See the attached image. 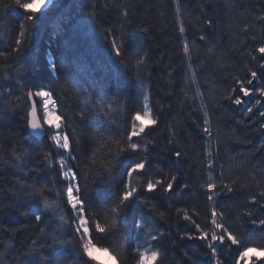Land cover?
Returning <instances> with one entry per match:
<instances>
[{
    "label": "trees",
    "instance_id": "1",
    "mask_svg": "<svg viewBox=\"0 0 264 264\" xmlns=\"http://www.w3.org/2000/svg\"><path fill=\"white\" fill-rule=\"evenodd\" d=\"M180 8L186 28L183 37L174 0H52L47 9L36 12L35 24L26 20L27 13L14 0H0V51L8 53L7 60L0 57V264H30L37 254L43 259L51 249L41 247L39 241L47 239L51 244L53 238L63 242L56 247L63 249L64 264H100L81 259L72 228L53 216L57 212L42 215L41 209L36 214L42 220L37 223L29 211H36L43 198L57 200L56 193H63L61 159L77 172L87 208L96 214L93 219L116 220L109 234L94 233L93 239L97 248L118 254L120 264H137V249L159 250V264H210L211 251L205 242L180 238L188 230L195 233L192 224L183 220L181 208L198 213L193 218L210 231L215 205L224 213L223 222L230 231L244 239V247L264 250V232L251 225L247 216L252 212L254 217H264L260 207L264 200L256 205L249 200L264 191V128L260 127L264 117L259 115L264 112V96L257 91L264 88V79L254 82L250 97L239 93L237 83L250 78L249 69L264 73L259 68L264 60L255 52L264 44V20L260 19L264 0H180ZM208 19L213 21L212 28L206 24ZM21 23L26 34L16 52ZM200 35L206 39L201 41ZM113 38L122 44L120 57L110 54ZM185 42L188 55L183 52ZM26 75L24 83L31 82L29 86L52 88L75 161L68 160L66 153L61 156L63 150L47 135L53 130L46 126L45 136L39 139L25 127L27 109L17 101L24 94L17 81ZM230 95H241L245 102L237 106L228 99ZM145 105L158 123L149 126L147 135L134 138L141 148L132 155H147L149 160L147 176L140 174L134 183L159 179L179 168V183L188 188L174 186L167 195L160 190L141 192L131 209L113 217L110 209L126 179L121 175L126 154H117L118 145L125 139L131 117L143 112ZM205 112L211 138L202 131ZM174 150L184 153L178 165L172 164ZM208 151L214 154V171L207 168ZM49 152L51 166L45 159ZM22 153V160H16L15 155ZM109 167L111 173L106 170ZM209 174L221 193L215 201L207 200L203 187L210 182ZM222 182L233 186L234 192L225 194L219 187ZM21 184L33 185L34 194H27L33 189L22 191ZM58 203L70 224V212L62 200ZM133 211L143 216L147 227L132 229L125 242L126 218ZM150 234H157L158 240L152 241ZM32 240L38 244L30 252ZM217 245L223 264H235L238 246ZM240 264H264V258Z\"/></svg>",
    "mask_w": 264,
    "mask_h": 264
},
{
    "label": "snow or ice",
    "instance_id": "2",
    "mask_svg": "<svg viewBox=\"0 0 264 264\" xmlns=\"http://www.w3.org/2000/svg\"><path fill=\"white\" fill-rule=\"evenodd\" d=\"M14 2L18 9L23 10V13H27L26 20L35 24V21L39 19V17L36 16V12L39 11V9L35 7V0H27V2H25V0H14ZM51 3L52 0H42L40 4V9L47 8L48 5H50ZM174 3L176 5V14L179 23V33L181 37H183L186 32V28L183 20L180 19V16L182 15L180 8V0H174ZM127 15L128 13L127 11H125L123 13V16L127 17ZM260 19L264 20V16H261ZM206 24L209 28L213 27V21L211 19L206 20ZM247 30L248 26L245 25L243 31L246 32ZM25 34V25L24 23H21L19 25L18 38L15 42L16 47L14 51H20V45L23 42ZM252 38L255 39L254 36ZM199 39L201 41H204L206 37L204 35H200ZM121 49L122 44H118L116 39L113 38L111 41L110 54L114 53L116 57H120L123 55ZM209 51L211 52L212 49H209ZM183 52L185 53V55H188L190 52L189 45L187 42L183 44ZM255 52H258L260 54V59L264 60V44H261L259 47H257L255 49ZM0 57H4L5 60H7L8 53L0 51ZM22 59H31V57H25ZM256 59L257 57L253 55L252 60ZM190 60L191 57L189 56V61ZM49 63L51 70L55 72V62L52 61ZM259 68L264 69V63H260ZM30 74L31 73L28 72V75ZM249 76L250 78H248L246 81L239 79L237 80V83L239 84V93H241L243 97H250L254 91V82H258L260 79H264V73L258 75V72L253 69H249ZM9 78L10 77H8L7 75L5 76V80ZM27 78L28 76L26 75L25 77H21V79L17 81V84L19 85L20 89L24 92L22 96L17 97V101L21 105H23L24 108L27 109L26 114L24 116L25 127L31 129L32 134L34 136L39 137L45 135L46 126L48 129L54 130L48 132L47 135L59 149L63 150L61 156L66 153L68 160L75 161L76 156L72 154V141L68 132L63 130L65 125V118L57 114L58 104L57 99L53 95L52 88L45 84H32L31 86H29V83L31 82L24 83ZM194 78L195 72H193V80ZM247 85H253V87L250 88ZM257 91L259 92L260 96H264V88H259ZM232 92L235 93L236 89L233 88ZM8 94L11 95V91H9ZM89 95H92V93H90ZM228 99L232 100V103L237 106L245 102L241 98V95H236L234 98L230 95ZM97 103L100 102L97 101ZM38 104L41 105L40 108H38ZM256 104H260V100H256ZM101 107L104 106L101 105ZM107 108L109 111H111L112 105H107ZM252 111L253 109L251 107L247 109V112L249 114L252 113ZM38 112H42V116L38 115ZM204 115L205 119L203 121L204 127L202 128V131L208 137L211 138L213 132L211 127L209 126L210 122L207 118V112H205ZM259 115L261 117H264V112H260ZM80 117L82 120L85 119L83 113H80ZM145 120H147V123H145ZM157 123V119L154 118L152 112L148 110V106L145 105V110L143 112H136L131 117L130 126L125 129V139L119 143L117 154H126L125 160L121 162L123 167V173L121 175L124 176L126 179L124 180L123 188L120 191L116 202L110 209V213L113 217H118L121 213L131 209L133 202L137 199L138 195L141 192L154 193L160 190L163 194L167 195L173 192L174 186L176 188H188L187 184L181 185L179 183V177L182 175L179 168H177L175 172L169 170L168 173L162 175V177L159 179L152 177L146 178L144 183L142 184L138 185L134 183V179L140 174H145V176H147V170L149 166V160L147 155H144L143 157L132 155L135 153H139L141 148L140 144L134 138H141L144 135H147L146 130L149 128V126H155ZM260 127L264 128V124H261ZM173 135L175 134L173 133ZM169 143H172V141L169 140ZM172 155L175 157V160L172 161V164L178 165L180 160L184 156V153L179 150H174ZM213 155L214 154L212 151L207 152V168L209 170L214 171L215 161L213 159ZM22 156L23 153L21 155H15V159L18 161L22 160ZM51 156L52 153L50 152L45 155V159L48 160L50 166L52 164V161L50 159ZM65 168V160L61 159L59 161V171L62 176V183H64L65 185L63 193H56L57 200L49 201L47 198H43L42 204H36V211L32 212L31 209L29 211L33 215L34 220L39 223L42 220V215H48L49 211L55 212V209L59 207L58 201L62 200L67 210L71 214V223L69 224V219L66 218L64 214L59 215L58 218L63 224L68 225L72 228L74 236L79 245L81 259L86 257L88 260L95 261L96 257L93 254L94 250L108 252L111 255L107 247L97 249V245L94 243L93 234H109L111 228L115 226L116 220L113 219L110 223H102L98 217L93 219L96 214L89 212L87 208L85 195L83 193V189L81 188L80 178L77 172L74 171L71 166H68L67 170H65ZM106 170L108 173H111L113 171V168L109 167ZM159 172L164 173V169L160 168ZM220 176H223V171H221ZM208 181L210 182L206 183L203 186L207 193V200L215 201V198L221 193L217 191L218 185L215 182H212L213 176L211 174H209L208 176ZM232 183L235 184L236 181H233ZM219 187H221L225 191V194H231L234 192V187L229 186V184L227 183L222 182ZM25 189H33V192H28L27 194H34L33 185L21 184V190L23 191ZM249 200L252 205H256L258 203V200H264V191H260L258 194L251 195ZM141 202L143 203V201ZM260 207L264 209V204H260ZM41 209H43L42 215L36 214L37 212H41ZM61 211L63 212V209ZM178 211L182 214L183 220L188 221L195 228V233H193L191 230H188L186 231L185 235L181 236L180 238L205 242L207 248L211 251L212 260L210 264H223V261L218 257L217 242H219V245L227 244V247L229 248H231L232 246H238L237 250L239 254L236 258L235 264H240L241 261L248 259L249 252H254L257 250L256 248L252 247H244V239L230 231L229 227L223 222L224 213L218 212L215 205L211 209L210 231L205 230V228L202 227L199 223H197L196 220L193 218V215H198V213H192L189 210L183 208L179 209ZM28 214L29 212L20 213V215L22 216H27ZM161 216H163V213H161ZM247 216L249 217V223L251 225L264 232V217H254L252 212H248ZM126 220L127 223L124 226V231L127 234L123 236L125 242H127L131 238L132 229L142 231L145 227H147L146 221L144 220L143 216L138 212L133 211L131 217L126 218ZM40 231L43 233L44 230L40 229ZM150 238L152 241H156L158 240V235L150 234ZM60 243L63 242L58 241L56 238L52 239L51 244L47 243V239L40 240V246H47L51 249V251L47 253L43 257V259H41L39 257V254H37L33 258V260L30 261V264H64V258L62 257L63 249H59L56 247V245ZM37 244V240H32L29 251L33 252ZM239 247H243V250L239 251ZM137 252L139 257L137 264H159L161 258V252L159 250L149 252L147 250L140 251L139 249H137ZM185 255H187V253H185ZM112 259L116 261L117 264H120V261L118 260V254L112 255ZM85 264H87V261H85Z\"/></svg>",
    "mask_w": 264,
    "mask_h": 264
},
{
    "label": "rangeland",
    "instance_id": "3",
    "mask_svg": "<svg viewBox=\"0 0 264 264\" xmlns=\"http://www.w3.org/2000/svg\"><path fill=\"white\" fill-rule=\"evenodd\" d=\"M41 2H42V0H35V7L37 9H39V11L45 10L51 5V4L48 5V7L45 9H40ZM40 107H41V105H39V108ZM39 114H41L40 116H42V112H39ZM145 123H147V120H145ZM66 156H67V154H66ZM65 170H67V164H66ZM61 210L62 209L60 207L56 208L55 209V212H57L56 215H54V213L52 211H49V212L53 213V216L59 217V215L63 214ZM97 249H99V248H97ZM93 254L96 257L95 261H97L100 264H117V262L112 259V255H110L108 252H103L100 250H94ZM262 258H264V250L257 249L254 252H249V258L246 259L245 261H246V263H250V262H254V260L257 261V260H260Z\"/></svg>",
    "mask_w": 264,
    "mask_h": 264
},
{
    "label": "water",
    "instance_id": "4",
    "mask_svg": "<svg viewBox=\"0 0 264 264\" xmlns=\"http://www.w3.org/2000/svg\"><path fill=\"white\" fill-rule=\"evenodd\" d=\"M38 115H40L39 112H38ZM29 130H30L31 135H33V134H32V130H31V129H29ZM45 134H46V128H45ZM33 136H34V135H33ZM44 136H45V135H44ZM44 136H42V137L35 136V137L41 139V138H43Z\"/></svg>",
    "mask_w": 264,
    "mask_h": 264
}]
</instances>
